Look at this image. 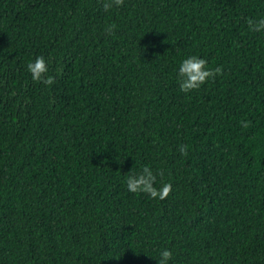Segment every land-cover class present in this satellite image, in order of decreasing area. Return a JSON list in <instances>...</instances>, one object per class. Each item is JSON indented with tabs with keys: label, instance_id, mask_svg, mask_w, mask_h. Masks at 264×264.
I'll use <instances>...</instances> for the list:
<instances>
[{
	"label": "trees",
	"instance_id": "trees-1",
	"mask_svg": "<svg viewBox=\"0 0 264 264\" xmlns=\"http://www.w3.org/2000/svg\"><path fill=\"white\" fill-rule=\"evenodd\" d=\"M259 16L264 0H0V264H157L163 247L166 264H264ZM190 54L221 72L185 93ZM36 55L52 83L26 71ZM145 166L163 198L128 190Z\"/></svg>",
	"mask_w": 264,
	"mask_h": 264
},
{
	"label": "clouds",
	"instance_id": "clouds-1",
	"mask_svg": "<svg viewBox=\"0 0 264 264\" xmlns=\"http://www.w3.org/2000/svg\"><path fill=\"white\" fill-rule=\"evenodd\" d=\"M119 3V0H116ZM105 8L109 7L106 3ZM248 28L252 31L264 30V16L249 18L247 20ZM208 62L203 56L190 54L184 56L176 69V79L179 89L185 93L191 89L199 88L208 78L221 72V66L208 67ZM26 71L30 74L32 80H41L45 84L53 82L54 77L48 72V65L43 55H36L33 59L26 62ZM183 150V149H182ZM156 175L153 170L147 166L136 173H130L125 178V183L131 192H145L151 197L163 198L170 191L171 185L168 182L162 183L159 187L154 184ZM172 250L163 247L158 250L157 264H166L172 258Z\"/></svg>",
	"mask_w": 264,
	"mask_h": 264
}]
</instances>
